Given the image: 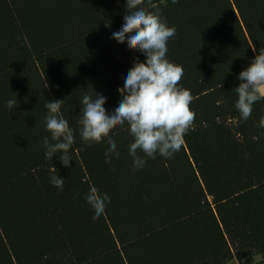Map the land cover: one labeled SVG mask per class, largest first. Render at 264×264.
Instances as JSON below:
<instances>
[{
    "label": "trees",
    "instance_id": "1",
    "mask_svg": "<svg viewBox=\"0 0 264 264\" xmlns=\"http://www.w3.org/2000/svg\"><path fill=\"white\" fill-rule=\"evenodd\" d=\"M124 12V0H0V264L264 258V99L247 120L234 107L239 71L264 48V0L161 6L176 28L167 56L183 67L179 83L195 112L170 159L145 157L133 171L127 125L110 130L118 159H103L106 139L89 144L78 133L70 167L55 154L45 159L46 101L64 99L62 114L76 129L83 94H103L108 110L122 73L144 59L110 38ZM54 167L62 191L49 182ZM92 187L110 197L97 219L84 198Z\"/></svg>",
    "mask_w": 264,
    "mask_h": 264
},
{
    "label": "clouds",
    "instance_id": "2",
    "mask_svg": "<svg viewBox=\"0 0 264 264\" xmlns=\"http://www.w3.org/2000/svg\"><path fill=\"white\" fill-rule=\"evenodd\" d=\"M177 2L159 0L158 4H152L151 0H124L122 24L110 38L117 43H126L142 53L144 59L134 57L131 66L122 73V86H117V99L108 110L104 107L107 97L103 94H83L76 129L62 114L64 99L46 101L44 122L49 135L41 137L46 160L51 161L55 154L64 167H70V149L75 133L89 144L106 139L103 159L105 162L118 159L120 153L114 136L110 134L116 125L121 128L127 125L132 137L127 151L133 171L145 166V157L155 159L159 155L170 159L180 151L184 136L195 119V112L190 108L193 97L191 91L179 83L184 74L183 67L167 56V43L175 36L176 28L161 12V6ZM254 53L247 66L239 71V83L234 87L237 97L234 107L241 120H247L253 105L264 99V48L254 50ZM18 103L14 96L6 100L5 106L10 111ZM259 126L264 128V119L260 120ZM49 182L58 191L63 190L64 178L58 176L55 167ZM84 198L92 208L93 219L105 214L110 202L107 193L92 187Z\"/></svg>",
    "mask_w": 264,
    "mask_h": 264
},
{
    "label": "rangeland",
    "instance_id": "3",
    "mask_svg": "<svg viewBox=\"0 0 264 264\" xmlns=\"http://www.w3.org/2000/svg\"><path fill=\"white\" fill-rule=\"evenodd\" d=\"M227 264H264V258L260 256L246 257L242 260H231Z\"/></svg>",
    "mask_w": 264,
    "mask_h": 264
}]
</instances>
